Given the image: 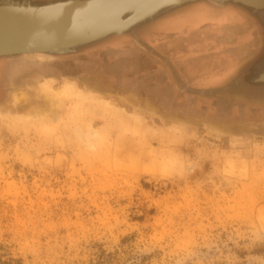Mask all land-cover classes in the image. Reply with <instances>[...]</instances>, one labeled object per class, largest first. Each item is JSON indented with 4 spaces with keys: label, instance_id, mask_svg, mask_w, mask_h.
I'll use <instances>...</instances> for the list:
<instances>
[{
    "label": "rangeland",
    "instance_id": "374dc122",
    "mask_svg": "<svg viewBox=\"0 0 264 264\" xmlns=\"http://www.w3.org/2000/svg\"><path fill=\"white\" fill-rule=\"evenodd\" d=\"M225 7L253 9L171 7L123 35L74 46L80 55L59 72L51 55L0 57L1 261L264 264V48L238 63H187L175 84H193L181 96L166 57L110 50L128 37L154 50L149 34L222 18ZM211 43L206 57L224 55ZM98 48L109 73H86ZM155 83V94L144 87Z\"/></svg>",
    "mask_w": 264,
    "mask_h": 264
},
{
    "label": "water",
    "instance_id": "95a60500",
    "mask_svg": "<svg viewBox=\"0 0 264 264\" xmlns=\"http://www.w3.org/2000/svg\"><path fill=\"white\" fill-rule=\"evenodd\" d=\"M194 1L198 0H65L40 6L0 5V57L44 62L50 60V53L63 54L77 45L123 35L165 9ZM206 1L215 7L234 2L264 9V5L245 0ZM259 80L264 81L262 76Z\"/></svg>",
    "mask_w": 264,
    "mask_h": 264
},
{
    "label": "flooded vegetation",
    "instance_id": "af4514ba",
    "mask_svg": "<svg viewBox=\"0 0 264 264\" xmlns=\"http://www.w3.org/2000/svg\"><path fill=\"white\" fill-rule=\"evenodd\" d=\"M57 1H61V0H3V4L14 3L16 5H27L28 3H30L34 6L37 5L40 6ZM224 10H226L227 14L222 16V18L219 19L212 18V21L210 20L206 22L207 26L205 31L201 32L199 35H195L194 31H190V30L188 32L183 31L181 32V34L176 32L170 33L171 37L168 40L169 41L168 45L174 49V52L171 55L164 56V58L166 57L168 59V62L171 64L175 72H178L180 69L183 71V69L185 68L184 65L190 62L204 63L207 61H217L220 59L229 60V62L230 61L235 62L236 60V63L242 62L252 57L257 48H261V49L264 48V29L262 26V23L264 22V14H258L253 9H251V12H248L247 10H243V9L241 10L238 8L225 7ZM214 23L215 26H213ZM218 32L220 35H218ZM207 35L208 36L211 35L214 38H216V40L214 41L215 43H213V40L211 41L206 40V37L209 38ZM205 41L212 42L211 49L212 48L215 49L216 45L223 46L225 48V51L223 53L224 55H221L220 51H218L216 53L214 52V55L206 57L204 53ZM134 42L131 37H128L127 39H125L124 42L121 41L116 42L114 43L113 46H111V48L110 47L108 48H110V50H114L115 49L114 47L118 46L116 49L122 50L121 48L122 44H123V48H127L128 46L133 45L134 51L136 53V60L142 61L143 58H151V57L153 59L157 58L158 55L156 54L155 50H148L144 46L141 47V45L139 44L137 45L136 40ZM213 44L215 45L213 46ZM189 50L191 51V53H189V55H186L187 54L186 52H188ZM100 53L104 55L105 52L100 50L99 48L94 49V51H92L93 54L92 60L95 65V68L87 70L86 73L89 72L90 73L102 72V74L109 73L110 67L108 68V66L110 65V63L107 60V57H105V55L103 56L102 61H96L97 55H99ZM74 54L77 56L80 55V53L78 54V50L76 47H71L66 49L65 53L63 54L50 53L48 55L57 58V60L54 63V66H55V71L59 72L60 70L57 68V66H59L58 64L59 63L61 64V62L64 61L68 62V60L71 59L69 56H73ZM179 66H182V68H180ZM59 68H61V66ZM171 71L172 70H170V75H171L170 77L171 80H169L170 85L173 90H176L177 96H181L185 94V91L188 88H190L187 86H191V84L193 83L191 82L188 83L187 86L181 88L180 90L179 84H175V83L176 82L179 83L178 81L180 80L178 78H183V75H180V73L178 72V76L176 75L177 77L176 78L175 75L172 73L173 71L172 72ZM99 79L100 81L103 80L101 76L99 77ZM108 85L110 87L117 86V85H113L111 81L109 82ZM144 87L147 88L149 93H152L154 91L153 92L154 94L157 93L156 90L161 89L158 83H155V85L152 84ZM178 91L180 92L178 93ZM143 93H146L145 89ZM161 102L166 103L167 97H164L161 100Z\"/></svg>",
    "mask_w": 264,
    "mask_h": 264
},
{
    "label": "crops",
    "instance_id": "0c3cea01",
    "mask_svg": "<svg viewBox=\"0 0 264 264\" xmlns=\"http://www.w3.org/2000/svg\"><path fill=\"white\" fill-rule=\"evenodd\" d=\"M157 23H159V25H160V22L157 21ZM157 23L155 24L156 26H157ZM206 26H207V24L203 23V24H198V25L193 26L192 28H188V29H186V28L182 29V27H181L177 31H172V32H176V33H180L181 34V32H183V31H187L188 32L190 30V31H194L195 35H199L201 32L205 31ZM213 26H215V23L213 24ZM147 34H149V33L146 32L145 36H147ZM147 37H148L149 42L152 43L151 45H153L152 49H154L156 51V54L158 55L157 58H155L157 61L161 60L160 57L164 59V56L169 55V54H167L166 49L169 50L171 48L168 45L169 44L168 40L171 37L170 33H164V34L159 36V32H158L157 35L155 34L154 36H152V35L149 34ZM137 45H138V43H137ZM156 47H158L160 50L158 48H156Z\"/></svg>",
    "mask_w": 264,
    "mask_h": 264
},
{
    "label": "bare ground",
    "instance_id": "6f19581e",
    "mask_svg": "<svg viewBox=\"0 0 264 264\" xmlns=\"http://www.w3.org/2000/svg\"><path fill=\"white\" fill-rule=\"evenodd\" d=\"M251 4H254L256 6H262L264 5V0H245ZM60 2V1H59Z\"/></svg>",
    "mask_w": 264,
    "mask_h": 264
},
{
    "label": "trees",
    "instance_id": "16d2710c",
    "mask_svg": "<svg viewBox=\"0 0 264 264\" xmlns=\"http://www.w3.org/2000/svg\"><path fill=\"white\" fill-rule=\"evenodd\" d=\"M11 262H13V260L1 261L0 259V264H11Z\"/></svg>",
    "mask_w": 264,
    "mask_h": 264
}]
</instances>
